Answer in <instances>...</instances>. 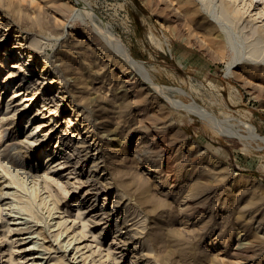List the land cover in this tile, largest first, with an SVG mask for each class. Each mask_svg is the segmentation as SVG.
Wrapping results in <instances>:
<instances>
[{
	"label": "rangeland",
	"instance_id": "1",
	"mask_svg": "<svg viewBox=\"0 0 264 264\" xmlns=\"http://www.w3.org/2000/svg\"><path fill=\"white\" fill-rule=\"evenodd\" d=\"M54 1L0 0V13L13 21L5 36V46L0 47V58L5 57L6 48L16 44L0 66V79L10 72L16 73L14 78L9 75L7 81L1 83L0 120L6 121L14 116L16 122L10 124L9 132L12 140L27 141V136L44 135L42 145L39 143L43 140L38 141L25 152L24 157L22 154L19 157H22L27 169L31 167L40 175L46 173L54 181L59 180L57 184L64 198L61 204L64 214L68 213L66 210L69 207H77L69 206L73 200L80 196L84 198L76 202H79L78 207H82L83 216L90 221L87 238L90 241L94 234L99 240L100 245L95 247V253L99 254L95 258L104 255L108 248L111 253L104 264H115L111 256L116 257L117 264H145L144 251L151 253H148L151 258L147 264L154 261L155 264H264V76L244 73L248 68L242 65L247 52L254 46L261 48L262 53L257 60L263 62V41L261 43L260 38L251 32L250 26L228 24L226 19H221L218 25L225 38L219 46L208 40L209 36L207 38L202 28L205 21L198 18L200 13L179 11L177 14L172 1L82 0V6L72 5L70 0ZM60 1L62 4H59ZM56 2L58 9L54 7ZM216 2L209 1L213 11L209 5L207 8L202 5L209 16L216 14ZM77 12L82 14L75 15ZM42 20L48 24L44 23L47 29L44 27L43 30L45 25L41 24ZM60 23H64L63 28ZM39 25H43L39 27L41 32ZM16 27L25 30L22 36L18 37L14 32ZM29 35L35 36V39L39 37L36 40L40 50L37 48L34 51L36 56L44 59L43 56L47 55L49 62L57 66L60 63L59 71L54 73L56 81L67 74L66 94L77 101L84 113L91 114V121L102 125L100 130L112 128L110 131L118 137L115 141L100 134L94 137L86 148L91 156L84 162L82 157L75 164L76 158L71 156L67 162L62 153V148L70 142H77L72 131L81 124L77 117L69 131L63 130L67 125V116L72 113L71 107L66 105L68 95L65 94L60 103L62 111L56 108L57 114L48 118L42 117L48 114L46 108L40 116L35 115L41 103L39 100H31L25 106L20 104L23 102L19 97L22 91H16L20 82L19 68L12 67L17 58L26 59ZM18 39H22L21 44ZM118 44L141 62L140 67L124 59ZM33 64V61L25 63L30 70V74L25 75V84L38 90V98L60 100L53 84H49L48 88L43 86V77L48 72L39 77L38 68H33ZM12 91L17 92L16 96L12 97ZM93 95L100 99L91 100ZM194 106L205 112L200 115ZM48 119V123L51 122L49 126L41 125L33 132V124ZM95 140V144L100 143L101 152L97 155L102 154L104 161L95 170L97 175L89 179L86 173L89 161L95 155L91 154ZM134 149L145 155L149 152L146 155L148 158H145L146 165L133 158ZM76 156L78 154L72 157ZM104 163L115 175L123 176L121 187L132 198L141 217L146 218V222L142 223L145 224L142 233L135 235L139 238L136 239L137 245L144 242L148 246V250L140 252L143 255L133 254L131 242L122 240L125 238V227L115 235L114 217L102 219L111 211V193L117 188L111 186L104 188L108 192H97V187L101 185L97 180L103 175L100 168ZM147 165L156 167L155 171L149 172L152 176L150 183H156L148 181V186L141 179V171L147 170ZM158 168L164 169L162 173L158 172ZM92 200L95 206L89 210ZM142 218L133 217L128 223ZM93 219L105 222H91ZM77 220L76 225L80 224ZM135 226L129 225L128 228ZM3 229L0 226V231ZM28 234L31 235L13 232L6 237L15 240L13 238L22 236L27 241ZM47 240L45 243L50 244ZM17 243L12 244L18 249L13 252L12 258L29 254L19 251L29 242ZM60 252L58 250L51 255ZM73 252L72 249L68 256ZM9 253L8 240L0 233V256L8 258Z\"/></svg>",
	"mask_w": 264,
	"mask_h": 264
},
{
	"label": "bare ground",
	"instance_id": "2",
	"mask_svg": "<svg viewBox=\"0 0 264 264\" xmlns=\"http://www.w3.org/2000/svg\"><path fill=\"white\" fill-rule=\"evenodd\" d=\"M70 1H71L72 5L78 4L79 6H82V0H70ZM159 1L161 2V0H159ZM169 1H172L173 4L176 6V9L178 11L177 14H179V11L181 13H188V14L189 13L190 14L200 13V16L198 15V18H201L205 21V22L203 21L205 28L204 27H202V28L205 29L204 32H206L207 38L209 36L208 40L210 39V41H213V43L215 42L219 46L223 42V39L225 38V33H222L221 26L218 25V23H220L218 20L221 21V19H226L227 20L226 23L230 22L233 25H238V24L241 25V23H242L244 25H248L246 27L250 26L251 32L253 34L257 35L258 36L257 38H260L261 43L263 41V44H264V0H216L217 1L216 2L217 5H215L216 6V9H215L216 14L211 16L212 13L210 12V9H208L209 12L211 13V15H210L211 17L206 13V11H204V8L202 7V5H204L206 8L208 7V5L210 6L209 1H211V0H200V1L199 0H166V2H169ZM198 1L201 4H199ZM47 2L48 1H46V2L44 1V4H46ZM162 2H164V1H162ZM194 3H196V4L198 3L197 4L198 7L192 5ZM59 4H62V2L60 1ZM59 4H58V6H59ZM65 4H66V2H65ZM72 5H71V7H72ZM55 6L57 7V2H56V5H54V7ZM210 7H211V9L213 8L212 6H210ZM75 8L78 9V7H75ZM49 9L51 10V8H49ZM57 9H58V7H57ZM79 10H80V7H79ZM205 10H207V9H205ZM213 10L214 9H212V11ZM173 11H174V9H173ZM52 12H54V10ZM57 12H59V11H57ZM55 13H56V11H55ZM81 14L82 13H80L79 15H81ZM0 15H1V18H0V47L2 48L6 44L5 36L7 34V30L10 27V24H12L11 22H13V21L7 15H5L2 12L0 13ZM75 15H78V12ZM85 15H86V13H85ZM182 16H183V14H182ZM187 17H188V15H187ZM190 17H192V16H190ZM212 18L213 19L215 18L217 21L213 20ZM188 19H189V17H188ZM184 20H186V18ZM190 20H191V18H190ZM199 20L200 19H198L197 21H199ZM20 21H22V20H20ZM31 21L32 20H30V22ZM39 21L41 22V20H39ZM27 23H29V22H27ZM38 23H37V25H38ZM44 23H46V22L44 21ZM44 23L42 20L41 24H44ZM199 23H200V21H199ZM17 24H18V22H17ZM46 24H44L45 26L42 25L43 30H44V27L47 29ZM63 24L64 23H62V25H61V23L59 24L61 26V28H63ZM30 25L33 27V24H30ZM40 25L38 26V29H39V27L40 28L42 27ZM196 25H197V23H196ZM13 26L14 25H12V27ZM230 26H232V25H230ZM23 27H25V25H23ZM199 27H200V25H199ZM35 28H37V27L35 26ZM39 30H38L39 32L42 31L41 29H39ZM47 31H50V30L48 29ZM14 32H16L17 36L19 37V36L23 35L25 30L16 27L14 29ZM43 32H45V31H43ZM55 32H56V30H55ZM89 32H88V34H89ZM48 33L49 32H47V35H48ZM33 34H34V31H33ZM51 34H49V35H51ZM60 35H61V33H60ZM44 36H46V35H44ZM44 36H41V37H44ZM32 37H34V39H32ZM28 38L30 39V41L27 39L29 41V44L27 43L29 46H28V50H26V54H25L26 59H22V58L18 59L17 58L16 62L13 64V67H12V68H19L18 72H19V76H20V82H18V90H16V91H22V93L19 95V97L23 99V102H21L20 104L22 106H25V105H27L26 103L31 101V100H32V102H36L39 100L41 103L39 106H37V112L35 115L40 116L41 113L44 112V110H45L44 108H46L48 111V114H43L42 117L48 118L49 116H52V115L54 116L57 114L56 113L57 111L55 110L56 108L59 109L60 111H62V108L59 107L60 103H61V101L64 100V97L66 95H68V96H66L68 98L66 105L71 107L72 113L69 116H67V119H66L67 125L65 128H63V130L67 131L72 126V124L74 123L73 120L76 119L77 117L80 118L81 124H80V126L76 127L75 131H72L73 136L75 135L77 137V142L76 141H74L72 143L70 142L66 148H62V153H63L64 157H67L66 158L67 162L69 161L68 157L70 158V156H71V158H76L75 164H77L82 157H83L82 162H84L85 159H89V157L91 156V155H89V151L86 148L88 146H90V141L94 137L96 138L100 134V135L104 136L105 138H108L111 141L117 140L116 138H118V137H116V134L113 131H110V130H112V128L111 129L110 128L109 129L104 128V129L100 130L102 125L95 120L91 121L92 120L91 114L90 113H88V114L84 113V110H82L83 108L78 103H76L77 101L75 102L74 99L69 94H66V92H68V90H66L67 84H68V80H67L68 78H66L65 75H67V74H65L64 76L59 75L60 78L58 81H56V78L54 76L55 70L59 71L58 66L60 65V63L57 66L56 64L49 62L48 59L46 58L47 55L43 56L44 59H42L40 57V55L36 56L34 54V51H36L37 48L40 50L39 41L36 40L39 37L35 39V36L29 35ZM45 38H48V37H45ZM78 41L81 43V40H77V42ZM111 41H113V40H111ZM18 42L21 44L22 39H20V40L18 39ZM82 42H85V41H82ZM109 42H110V40H109ZM13 45H16V44H13ZM13 45L11 46V48H6L5 57L0 58V66H2L4 61L7 59V56L10 54V51H11ZM74 45L76 46V44H74ZM118 45H119L118 49L120 50V53L122 54L123 57H125L124 59H126L130 64L137 65V66H139L141 64V62H139L138 59L131 56L127 52L126 49H124L123 47L120 46V44H118ZM90 47H92V46H90ZM94 47H96V46H94ZM77 48H79V47H77ZM83 48H84V46H82L81 50H83ZM41 49H42V47H41ZM118 49H117V51H118ZM89 50H94V49L90 48ZM99 50H101V49H99ZM69 51L70 50H68V52ZM98 51H97V53H98ZM70 53H72V52H70ZM261 53H262L261 48L258 46L252 47L251 50H249L247 52L248 56L242 62V65L246 66L248 68L247 70L244 71V73H247V74L255 73L259 76H264V58H262L263 62H259L257 60L260 57ZM21 54H22V52H21ZM61 54H63V53H61ZM105 54L107 56V53H105ZM95 55H96V53H95ZM57 56H58V53H57L56 57ZM95 57H97V55ZM109 58H111V57H109ZM79 59H80V57H79ZM92 60H93V58H92ZM28 61H33V63H34L33 68H35V69L38 68L39 77L43 76V74H44L43 72H45V73L48 72L47 75L43 77V86L45 88H48L49 84H53L58 90V96L60 97V100H56V99H52V98H45V97L38 98V90H36V88H33L31 86H30L31 87L30 88L29 85L25 84V79H24L25 75L30 74V70H28V67H26V65H25V63H27ZM89 62H91V61H88V63ZM231 63L232 62H230V64ZM66 66H68V65H66ZM80 66H81V64H80ZM51 67H53L52 70H51ZM86 67H87V64H86ZM123 67H122V69H123ZM126 68H128V67L126 66ZM135 68H137V67H135ZM92 69H94V67ZM66 70L69 71V69H66ZM98 70H99V68H98ZM98 70H96V72H99ZM143 70H144V68H143ZM123 71H125V70H123ZM20 72H22V73H20ZM145 72H146V70H145ZM2 73H4V70H2ZM9 75L12 78H14L16 73L10 72L9 74L3 75L0 79V85H1V83H5L7 81V77ZM120 76H122V75H120ZM147 76L148 75L146 72V78H147ZM71 77H72V75H71ZM73 79H74V76H73ZM148 79H149V77H148ZM35 80H37V79L35 78ZM125 83H126V81H125ZM97 86H99V85H97ZM2 87H3V84L1 85L0 90L2 89ZM123 87H124V85H123ZM117 89H119V88H117ZM108 90H107V92H108ZM16 91H12V97L16 96V94H15V93H17ZM123 91H124V89H123ZM121 93L120 94L118 93V95H121ZM133 93H134V91H133ZM118 95L116 94L115 96L118 97ZM89 97H91V96H89ZM97 98H98L97 95H93L91 97V100L95 101V100H97ZM98 99H100V98H98ZM108 102H109V98H108ZM116 105H117V103H116ZM194 107L198 108L199 112L201 113L200 115H202L205 112V111L203 112L200 109V107H198V106H194ZM15 113L16 112H14V111L12 112V114H14V115H15ZM49 119H51V118H49ZM49 119L45 120L43 122L39 121V122L33 124V126H32L33 127L32 129L34 130L33 132H35L36 130H39V127L41 125L45 126L48 124L47 126H49V124H51V122L48 123ZM15 122H16V120L14 119L13 115H11V117L8 118L6 121L3 119L0 120V226H2L4 228L2 231H0V233H2L4 238L6 240H8L9 252H10L8 255L9 259L6 257H3V255L0 256V263H3V264H26L27 262L30 261L28 264H78V262H81V264H87L88 262H89V264H104V260H106V257L110 256L111 252L107 248L104 255L100 254L99 257L95 258V255L99 254V252L95 253V251H96L95 247L97 245H100L99 240H98L97 236H95L94 234H92L93 238L91 239L93 242H95L94 244L92 242H90L91 240L89 241V239L87 238V236H89L87 234L89 232L87 227L89 226L90 221H89V219H87L83 216L82 207L81 206L78 207L79 202H76L79 200L83 201L84 198H82V196H80V197L76 198L75 200H73V202H71V205H69V206L73 205V206H77V207L76 208L69 207V209L66 210L68 213L67 214L63 213L64 211L61 208V204H62V200L64 198L62 197L63 195L60 192L61 187H59V184H57V183H59V180L54 181L53 178H51V176L47 175L46 173H44L43 175H40V174H38V172L32 171L31 167H29L27 169L25 167L24 160L22 159V157H19L21 154H22L21 156L24 157L25 152L28 151L29 149L33 148V146H35V144H37L38 141L43 140L42 142L39 143L40 145H42L45 142L44 141V135H41V136L40 135L39 136L32 135L31 137L27 136V139H28L27 141H26V139L25 140H12L13 138H11V139L9 138L10 124L15 123ZM51 129H52V127L49 128V130H51ZM74 133H76V134H74ZM96 140L93 141V143H92V150H94V151L91 153V154H95V155L90 159L89 170H88V173H86V176L89 179L92 178L93 176L97 175V172H95V170L98 169L99 163L104 161V156L102 157V154L100 156L97 155L101 151L99 150V148H100L99 144L100 143L97 142L95 144ZM147 153H149V152H147ZM147 153H146V155H147ZM73 154H78V156L72 157ZM143 154H144L143 152L141 153L137 149L136 150L134 149L133 158H135L136 161H139V164L141 161L144 164L146 162L145 158H148V157L145 154L143 156ZM99 158H101V160ZM66 161L64 163H66ZM61 163L62 162H60V164ZM155 164H154V166H155ZM144 165H146V163ZM154 166L153 165H147L145 167V169H147V170L141 171V176H142L141 179L143 178V182L144 183L146 182V184H145L146 186H148V181L152 177L149 175V172L156 170V167L154 168ZM161 168H162V166H161ZM161 168H158V169H160V171L158 169L157 170H158V172L162 173V171L164 169L162 170ZM100 171L103 173V175L101 177H99L97 180L101 184L100 186L97 187V192H99V193L108 192V191L104 190V188H110L111 186L117 187L115 189V191H113L111 193L112 194L111 196H113V199L111 201V211L108 212L106 217H102V219L106 218V219L110 220L113 217L115 218V233H116L115 235L120 234V233H118V231H120L121 228L125 227V230L123 231V235H125V238H123L122 240L131 242V246L134 250L133 254L136 255V254H139L140 252H142L144 250H148V248H147L148 246L146 247L144 242H141L139 245H137L136 239H139V238H136L135 235L137 233L140 234L141 230L144 228L145 224H142V223L146 222L145 221L146 218L141 217L142 215H140L141 213L136 210L135 204H134L132 198L127 193H125V191L121 187V183L124 182V180H121L123 178V176H120L119 174H117L118 176L115 175L114 174L115 172L110 171L108 169V167L105 165V163L100 168ZM158 177H160V176H158ZM117 179L120 180L119 184L117 183V181H118ZM154 182H153V184L156 183V182L155 183ZM149 183H150V181H149ZM63 190L66 191V188H63ZM94 204L95 203L93 200L90 201L88 209L91 210L95 206ZM71 211H72V213H70ZM110 214H111V216H110ZM137 216H140V218H142V219L132 221V223H130V224L128 223V221L132 220L133 217H137ZM76 219H78L77 222L80 224L76 225V223H75ZM91 222H99V223L102 222L103 223L105 221L99 220V219L94 221V219H93V221H91ZM20 223H23L24 225L19 226ZM41 223L48 226V229L44 228L45 226L42 225ZM134 224L136 225L134 228H131V227L128 228L129 225H134ZM13 232L18 233V234L26 232V233H31V235L28 234L29 239L27 241H25L24 240L25 237H22V236L18 237V238H13L15 240L10 239L9 236L6 237V235H11V234H13ZM32 233L33 234L36 233V235L35 234L33 235ZM47 238H48V240H47ZM113 239L111 240V242L114 241ZM46 240L49 241L50 244H46L45 243ZM144 241H145V239H144ZM14 242H19L17 244H24V243L29 242L27 245L22 246V248L19 249L20 252H26L29 254L24 253L23 255L19 256L17 259H16V257L12 258L13 252L18 250L17 248L13 247L12 244ZM72 249L74 252L72 253L71 256H68L69 252ZM58 250L61 251L59 254L51 255L52 252L56 253V252H58ZM143 253L145 255L144 263L147 264V262L151 258L149 256V254H151V253H150V251L149 252L144 251ZM141 255H143V254H141ZM26 256L28 258L26 260H24L26 258ZM78 257H80V259H79L80 261L79 260L77 261ZM110 258L112 259L113 263L117 264L115 256H111ZM43 259H44V261H43ZM87 259H88V262H87ZM8 260H9V262L7 263ZM152 261H154V259ZM155 263H156V261H154L153 264H155Z\"/></svg>",
	"mask_w": 264,
	"mask_h": 264
}]
</instances>
